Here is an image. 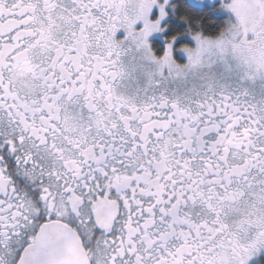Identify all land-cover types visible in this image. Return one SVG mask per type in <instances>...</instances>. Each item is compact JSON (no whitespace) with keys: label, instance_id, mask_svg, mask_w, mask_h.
Returning a JSON list of instances; mask_svg holds the SVG:
<instances>
[{"label":"snow or ice","instance_id":"obj_1","mask_svg":"<svg viewBox=\"0 0 264 264\" xmlns=\"http://www.w3.org/2000/svg\"><path fill=\"white\" fill-rule=\"evenodd\" d=\"M257 80L264 0H0V264H264Z\"/></svg>","mask_w":264,"mask_h":264},{"label":"flooded vegetation","instance_id":"obj_2","mask_svg":"<svg viewBox=\"0 0 264 264\" xmlns=\"http://www.w3.org/2000/svg\"><path fill=\"white\" fill-rule=\"evenodd\" d=\"M235 82V81H233ZM124 83H127V81H125ZM245 87H247L251 93V95L248 97V99L252 102H259V100L261 99L262 96H264V91H262V82L257 80L255 84L251 83V82H243ZM145 85V81L143 80V78H139L138 79V83L137 86L139 88H143ZM123 87V85H122ZM141 95H143V93H141Z\"/></svg>","mask_w":264,"mask_h":264}]
</instances>
